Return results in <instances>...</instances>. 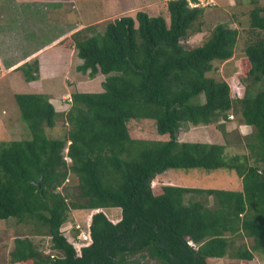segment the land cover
I'll return each mask as SVG.
<instances>
[{
    "label": "trees",
    "instance_id": "16d2710c",
    "mask_svg": "<svg viewBox=\"0 0 264 264\" xmlns=\"http://www.w3.org/2000/svg\"><path fill=\"white\" fill-rule=\"evenodd\" d=\"M216 4L165 0L169 22L139 10L103 31L88 25L74 32L63 45L82 59L77 69L106 77L101 91H73L67 111L50 94L16 93L31 138L0 140V220L32 224L61 255L16 237L5 264H209L224 257L246 264L254 252L264 254V6L255 2L241 14L252 34L242 57L244 88L233 97L230 84L210 73L216 61L234 57L240 19L238 26L219 22L197 46L186 44ZM19 70L26 81L39 79V59ZM232 112L252 129L243 135L247 153L227 157L224 143L178 137L183 123H217L223 131ZM61 116L67 132L49 137L46 129ZM132 119L154 120L168 138L133 137ZM171 168L234 170L242 189L164 184L155 193L153 180ZM70 177L75 190L62 191ZM75 210L89 211L87 239L81 225L75 235L61 230ZM238 238L251 246H237Z\"/></svg>",
    "mask_w": 264,
    "mask_h": 264
},
{
    "label": "rangeland",
    "instance_id": "374dc122",
    "mask_svg": "<svg viewBox=\"0 0 264 264\" xmlns=\"http://www.w3.org/2000/svg\"><path fill=\"white\" fill-rule=\"evenodd\" d=\"M47 1H50L48 5L50 11L43 10L41 0L35 1L34 10L31 6H26V3L16 5L13 0H0V140L31 138L29 127L21 117L20 109L16 104V93L43 92L50 94L56 108L59 111H67L71 105L73 91H101L103 89L102 82L106 76L98 73L97 77L90 78L87 74L80 72L77 66L82 63V59L77 56L76 49L74 47L66 48L63 45L64 40L69 43L73 41L72 34L79 30L80 22H85L87 26L95 25L98 30L103 31L109 21L124 15L135 16L139 10L147 11L151 15H163L168 22L170 21V13L165 5V0ZM215 2H217L215 6L208 7L205 11L203 31L192 34L186 40V44L189 47L197 46L219 22L228 21L238 26V19H240L241 33L234 57L224 62L216 61V68L210 73L217 79L226 80L231 86L232 96L236 97L238 91L241 92L244 88L242 81L247 73V66L243 64L242 57L247 41L252 34L249 21L244 15L249 10L248 4L245 3L248 1L215 0ZM242 3L244 5H241ZM242 13L244 14L241 15ZM33 19L35 27L30 31L29 23ZM3 29H6L5 32ZM34 50V57L29 61L39 59L40 77L29 83L24 78L22 71L17 69L16 71L19 70V72L14 73L12 66L22 64L26 56ZM10 65L12 66L9 67ZM57 119V125L54 128L46 129L49 137H63L67 132L68 124L65 119L62 116ZM128 125L133 137L168 138L167 135L157 134L154 120L132 119ZM224 125L222 131L217 127V123L197 126L191 124L187 126V123H183L178 137L186 141L224 143L227 146L225 152L227 157L247 153L243 135L251 132V127L242 124L238 115L233 112ZM68 161H70L69 158ZM76 182L75 178H71L61 190L73 192ZM164 184L232 190H241L243 185L242 178L234 170L226 168L213 170L171 168L153 180L152 186L155 193H160ZM212 199L210 198V200ZM106 210L110 211V209ZM88 214L89 211L86 210L71 211L61 230L66 235H75L74 225H81L83 233L80 237L87 239L83 235L86 229L83 225L87 223ZM27 236L46 253L61 255V252L51 249L50 236L36 235L32 224L20 223L16 218H9L0 220V264H5V261L10 257V252L15 246V238ZM242 242L248 246L252 244L250 239L238 238L237 246H240ZM235 259L212 258L209 264H244L243 261ZM246 264H264V254L254 252V259Z\"/></svg>",
    "mask_w": 264,
    "mask_h": 264
},
{
    "label": "crops",
    "instance_id": "0c3cea01",
    "mask_svg": "<svg viewBox=\"0 0 264 264\" xmlns=\"http://www.w3.org/2000/svg\"><path fill=\"white\" fill-rule=\"evenodd\" d=\"M13 1H15V4L16 5H18V4H20V3H26V6H31L32 7V9L34 10V6L36 5V3H35V1L36 0H13ZM42 2H43V4L41 3V5H42V7H43V10H45V11H50L49 9H48V5H49V3H50V1H47V0H41ZM248 1V0H247ZM258 3V4H260V5H262V6H264V0H253L252 2H250V1H248V2H245V3H247L248 4V9H250L252 6H253V4L254 3ZM62 14H63V12H61ZM59 17H60V15H59ZM32 18H34L33 16H32ZM61 19H62V16H61ZM21 21V20H20ZM33 21V22H32ZM31 21V23H29V29H30V31H32V30H34V19ZM6 23H9V22H6ZM89 24V23H88ZM11 26V25H10ZM79 26H81L79 29H82V28H84V27H86L87 26V24L85 23V22H80V25ZM4 30V32H5V30L6 29H3ZM34 52H35V50L33 51V52H31V53H29L27 56H26V58L24 59V61H23V63L22 64H17V65H15L14 64V66H12V65H10L9 67H11L12 66V70H14L13 72L14 73H16V72H19V70L18 71H16L17 69H19V67L21 66V65H23L24 63H26V62H29V59L30 58H33L34 57ZM26 60H28V61H26ZM31 60V59H30ZM31 82H33V81H31ZM31 82H29V83H31ZM43 93V92H42Z\"/></svg>",
    "mask_w": 264,
    "mask_h": 264
},
{
    "label": "built area",
    "instance_id": "2783aa9c",
    "mask_svg": "<svg viewBox=\"0 0 264 264\" xmlns=\"http://www.w3.org/2000/svg\"><path fill=\"white\" fill-rule=\"evenodd\" d=\"M190 6L195 7L199 5L203 6H209L216 4L215 0H187ZM85 237H87L85 234H83Z\"/></svg>",
    "mask_w": 264,
    "mask_h": 264
}]
</instances>
